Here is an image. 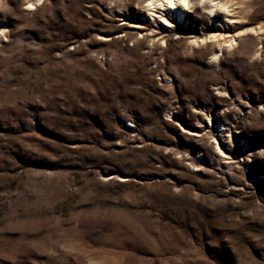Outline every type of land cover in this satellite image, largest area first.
Instances as JSON below:
<instances>
[{
	"label": "rangeland",
	"instance_id": "1",
	"mask_svg": "<svg viewBox=\"0 0 264 264\" xmlns=\"http://www.w3.org/2000/svg\"><path fill=\"white\" fill-rule=\"evenodd\" d=\"M146 1L0 0V264H264V0Z\"/></svg>",
	"mask_w": 264,
	"mask_h": 264
},
{
	"label": "bare ground",
	"instance_id": "2",
	"mask_svg": "<svg viewBox=\"0 0 264 264\" xmlns=\"http://www.w3.org/2000/svg\"><path fill=\"white\" fill-rule=\"evenodd\" d=\"M188 3L189 2L187 0H170V2H168V0H147L144 7L146 8V11L148 12L147 16L158 18L160 19V22L162 24H164L166 27H169L171 24L164 17L166 14L165 12H168V13L171 12L172 15H174L176 18L177 17L180 18L181 9L183 11L188 6ZM196 5L199 6L198 3ZM212 7L219 8L221 7V5L218 6L217 4H212ZM157 10H159V12ZM207 13L209 16H211L213 14V10L212 9L207 10Z\"/></svg>",
	"mask_w": 264,
	"mask_h": 264
},
{
	"label": "snow or ice",
	"instance_id": "3",
	"mask_svg": "<svg viewBox=\"0 0 264 264\" xmlns=\"http://www.w3.org/2000/svg\"><path fill=\"white\" fill-rule=\"evenodd\" d=\"M168 2H170V0H168Z\"/></svg>",
	"mask_w": 264,
	"mask_h": 264
}]
</instances>
